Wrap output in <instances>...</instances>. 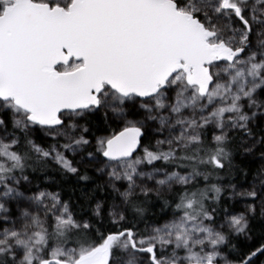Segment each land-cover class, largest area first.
Wrapping results in <instances>:
<instances>
[{
    "label": "snow or ice",
    "instance_id": "snow-or-ice-1",
    "mask_svg": "<svg viewBox=\"0 0 264 264\" xmlns=\"http://www.w3.org/2000/svg\"><path fill=\"white\" fill-rule=\"evenodd\" d=\"M256 221L264 0H0V264H264Z\"/></svg>",
    "mask_w": 264,
    "mask_h": 264
},
{
    "label": "trees",
    "instance_id": "trees-1",
    "mask_svg": "<svg viewBox=\"0 0 264 264\" xmlns=\"http://www.w3.org/2000/svg\"><path fill=\"white\" fill-rule=\"evenodd\" d=\"M49 175L54 177V183L45 182L42 179L37 181V183H41L43 186L49 187L50 190L60 191L66 199L69 197L72 198L74 203L77 202V198H81L80 202H83V193L91 192L94 187V185L90 184L88 188H85L82 191L80 187L74 188L72 183L61 181L59 175L55 171H51ZM253 228L254 233L257 236L264 232V225H262L259 221L254 222Z\"/></svg>",
    "mask_w": 264,
    "mask_h": 264
}]
</instances>
